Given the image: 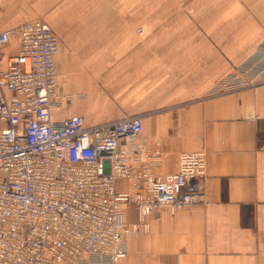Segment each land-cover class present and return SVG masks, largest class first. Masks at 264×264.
Masks as SVG:
<instances>
[{"label": "crops", "instance_id": "obj_1", "mask_svg": "<svg viewBox=\"0 0 264 264\" xmlns=\"http://www.w3.org/2000/svg\"><path fill=\"white\" fill-rule=\"evenodd\" d=\"M222 1L116 0L137 4L136 11H70L63 18V2L76 0H0V32L40 18L59 37L49 21L66 20L61 27L80 31L98 27L88 22L94 15L104 21L102 36L59 40L55 70L66 74L59 91L72 97L55 120L79 115L92 126L141 116L136 142L159 151L153 168L159 174L175 172L182 151L205 153L202 201L150 214L149 232L127 237L126 254L115 264H264V81L209 92L256 48L264 29L239 44L230 14L237 0ZM127 21L136 31L126 29ZM18 51L12 37L0 50V69ZM117 186L130 189L125 179ZM136 214L127 206L125 221L135 222Z\"/></svg>", "mask_w": 264, "mask_h": 264}, {"label": "built area", "instance_id": "obj_2", "mask_svg": "<svg viewBox=\"0 0 264 264\" xmlns=\"http://www.w3.org/2000/svg\"><path fill=\"white\" fill-rule=\"evenodd\" d=\"M12 37L19 51L0 69V264H115L150 214L202 201L203 151L180 152L176 171L159 174V151L136 142L141 116L55 120L72 97L59 91L58 37L40 18L1 31L0 50ZM120 179L130 189L118 191Z\"/></svg>", "mask_w": 264, "mask_h": 264}, {"label": "rangeland", "instance_id": "obj_3", "mask_svg": "<svg viewBox=\"0 0 264 264\" xmlns=\"http://www.w3.org/2000/svg\"><path fill=\"white\" fill-rule=\"evenodd\" d=\"M115 1L116 0H76L75 3L63 2L61 6V8H63V12L68 10V12L63 13V18H65L64 15L70 13V11H77V13H116L117 11H129L130 15H132L133 12L136 11L135 7H137V4L135 3L120 5ZM226 2L227 0L222 1L223 4ZM213 7L214 4L205 5L206 10H209ZM230 14L233 15L231 25L232 27L237 28L235 33L238 34L237 38L239 44L244 43L245 40L249 38L251 31L254 30V32H257L258 28L260 30L264 29V0H237V6L233 9V11H231ZM97 15H94V17H97V19L101 17L100 14ZM97 19L88 21L99 24L97 28L88 31H80L78 26H68L70 28L69 30L65 26L64 28L61 27V23H65L66 20H61V22L59 20H51L49 22L54 28L57 35H60L58 37L59 42L60 39L66 40L67 38H74L79 34L102 36L105 31V29L102 27L104 21H101V19ZM76 22L82 23L83 21L79 20ZM127 24H129V26L126 29H131L132 33V31L135 30L137 24H135L133 21H127ZM255 44L256 48H254L248 54L240 55L239 59L235 63H233L231 72L224 76L217 84H215L213 89H211V91L209 92L214 94L230 92L249 88L260 81H264V36L263 38H259V40ZM95 60L97 61V63L101 64L102 58H97L96 56ZM61 73L65 74L64 72ZM122 188L123 186H117L118 190Z\"/></svg>", "mask_w": 264, "mask_h": 264}]
</instances>
